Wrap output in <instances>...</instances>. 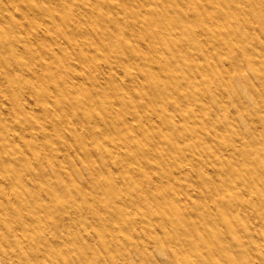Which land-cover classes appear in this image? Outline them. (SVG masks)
<instances>
[{"label": "bare ground", "instance_id": "6f19581e", "mask_svg": "<svg viewBox=\"0 0 264 264\" xmlns=\"http://www.w3.org/2000/svg\"><path fill=\"white\" fill-rule=\"evenodd\" d=\"M246 94L264 0H0V264L264 261Z\"/></svg>", "mask_w": 264, "mask_h": 264}, {"label": "rangeland", "instance_id": "374dc122", "mask_svg": "<svg viewBox=\"0 0 264 264\" xmlns=\"http://www.w3.org/2000/svg\"><path fill=\"white\" fill-rule=\"evenodd\" d=\"M182 33H184V32H182ZM244 41L245 42H248V43L250 42L248 38L245 39ZM244 101L247 104V106H248V108H249V110L251 112V117L249 119H245L244 117L240 116L239 114L234 113L233 115L235 117V122H237L238 124H240L242 127H246L247 124H248V122H249V125L255 127V132L256 133H259L260 130L262 129V127L259 124V122L256 121V118H257L256 117V114L257 113L264 114L263 113V107H264L263 105L264 104H263L262 101L256 100L254 97L249 96V94H246L245 95ZM208 103L211 104V102H208ZM210 109L214 113L213 116H216V117L220 118V117H222L224 115V112L226 114H228V113L232 112L233 110H235L236 109V103L235 102H232L230 104L228 103L226 109H224V107L221 106V105H219V104L213 103V104H211ZM207 111L209 112V110H207ZM201 138H202V136L200 134H198V136L196 137V139H198V140L201 139ZM207 138H208V141H206L207 144H213L214 145V144L218 143V140L220 141L219 143H221V144L222 143H225L224 138L222 136V133L218 136L217 133L210 132L208 134ZM258 232H260V225L259 224H257V226L255 228H252L251 230L250 229H247V228H244L243 229V239L249 241L250 235L252 233L254 235L255 233H258ZM230 237L233 240V242L236 241L235 235L230 234ZM255 237L257 238V240L251 242V245L252 246L250 247V249L252 248V250H253L254 253H258V252L264 251V243L261 242V238L262 237L260 235H255ZM251 239H252V235H251ZM257 244H260L261 245V247L259 249H257V248L254 247ZM154 255L157 256V259H163L164 258L163 251L161 250V248L156 247V246L154 248ZM248 264H264V261L263 260H260L258 258H255L254 260L248 261Z\"/></svg>", "mask_w": 264, "mask_h": 264}]
</instances>
